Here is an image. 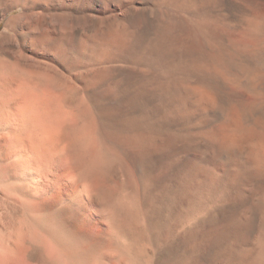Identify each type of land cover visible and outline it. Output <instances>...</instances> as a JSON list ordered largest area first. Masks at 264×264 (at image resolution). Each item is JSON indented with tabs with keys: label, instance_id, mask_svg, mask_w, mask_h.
<instances>
[{
	"label": "bare ground",
	"instance_id": "obj_1",
	"mask_svg": "<svg viewBox=\"0 0 264 264\" xmlns=\"http://www.w3.org/2000/svg\"><path fill=\"white\" fill-rule=\"evenodd\" d=\"M151 1L152 7L151 4H149L150 7H143L142 0H0V24L4 23L0 31V264H20L21 262H23L21 264H151L153 260L157 264L154 257L157 251L152 256L153 253L148 250V246L147 249L146 246L145 249H141L139 253L136 250L138 255H134L127 244L130 233L132 238L135 240L137 238V241L142 239L141 241L144 242L143 239L148 241L155 237L162 245L163 241L167 240L170 242L169 246L166 245L171 250H168L171 252L169 255L177 254L176 252L180 251L179 249L184 245L185 247L194 245L199 248L200 243L198 242L197 245L192 235L190 238L187 237L188 239L184 236L186 241L178 242L180 239L177 241V238H173L175 235L173 236L171 229L174 228L169 229L170 226H168L169 228L166 229L163 224L165 228L161 227L159 224L161 222L157 219L151 220L150 226L146 225L145 215L140 209L143 204L140 205L127 194L123 195L118 184L111 188L106 182L107 166L109 168L113 162L109 156L110 149L104 146L101 149L96 141L93 142L94 133L78 121L82 117L81 111L84 105L93 104L98 107L100 99L104 97H108V101L109 98H113L117 104L122 97L118 93L119 89H125L127 92L130 90L133 73L146 74L147 82L136 88L137 93L131 94L130 100L141 102L144 91L151 94L154 100L160 98L162 103L170 104V108L172 106L171 111L168 112V118L175 127L179 125L182 129L185 128L183 120L185 113L179 108V101L184 97L182 92L185 90L184 85L181 84L182 79L194 84L189 86L192 92L188 90L196 98L197 103L192 101L194 106L202 105L204 109L210 106L211 109L204 110L205 115H208V112L217 105V95L212 85L194 75L190 55V59L184 60L182 66L179 62L181 60H178V66L173 64L174 61L172 63L168 60L169 56L167 57L166 52L147 51L148 48L150 50V47H153L154 43L159 46V42L164 39V34H175L177 30L179 32L180 28L175 22L177 14L180 12L194 14V11L198 13L200 11H197V8L202 3L208 5L211 0ZM257 3L264 6V0H257ZM18 9L20 11L16 12ZM146 10L150 16H160V24L148 23L146 28H141L138 23V14L143 11L146 13ZM226 17L230 26L236 29L239 27L242 17L241 0H229ZM198 25L204 29L203 25ZM258 27L264 33V14ZM141 29L152 31L156 37L147 39L143 48L137 49L138 44H134V41ZM228 38L225 45L228 50H231L229 46L233 47V44ZM237 53L242 52H224L221 59L226 66H232L234 64L229 56L234 57ZM256 58V75H258L264 71V41L260 42ZM257 82L256 98H264V89ZM113 99H111L112 102ZM151 100L150 96L148 101ZM106 103L102 104V107L103 105L106 107ZM193 104L190 102L184 104L185 109H189ZM101 109L100 106V112ZM100 112L99 115L103 113ZM109 112L104 113L108 115ZM99 115L97 114V119ZM225 115L228 121L229 119L238 120V118L235 120L233 116L229 118L227 113ZM113 116L111 119L114 122ZM103 117L102 119L105 120ZM241 117L239 118L242 120ZM255 119L252 118V120ZM135 120L129 122L130 126H133L132 131L142 126L143 129L147 128L144 124L146 122L142 119L143 122ZM255 121L252 124L258 125ZM244 123L246 126L243 125ZM249 124L246 121H243L242 125L237 122L233 123L229 129L226 128L222 145L236 149L242 141L245 143L244 140L252 138L251 134L256 126ZM151 125L147 132L135 133L138 135L136 142L151 145L154 148H166L174 154L181 146H185L189 151L196 144L183 141L179 147V141L172 134V137L164 141L156 136V133L153 134L156 131H153L154 125L152 123ZM213 134L215 133L207 130L202 142L208 145V141L214 137ZM253 144L256 142L254 141ZM258 145V151L251 149L252 152H249L253 155L249 154L254 157L251 164L260 175L261 173L264 175V143H258ZM181 155L173 159L171 155L167 165L184 166L188 156L185 158ZM136 158L139 157L136 156ZM188 159L190 161V158ZM136 160L134 162L138 163ZM238 167L236 171H239ZM196 171L195 167L191 169V173ZM214 172L209 170L207 173L211 181H218L220 177ZM239 172L230 173L233 180L240 177L242 173ZM191 179L192 176L187 179L189 185ZM189 190L191 192L190 187ZM247 211L249 210L241 211L238 213L240 217L236 218L235 214L210 213L204 216V222L208 226L206 233L209 234L205 233L207 238L203 240L212 248V261L216 262L215 264H244L246 257L249 260V255L243 259L249 251L243 253L242 242H244L243 236H246L248 232L253 233V230L246 227V224L242 226L243 223L237 222L248 218L247 215L250 213ZM190 216L192 218L190 214L186 219ZM189 222H185L186 226H188L187 223L190 224ZM190 225L189 227L193 226V224ZM86 226L92 229L93 227L90 226L100 227L103 236L100 233L94 235L86 230L88 229ZM229 229H234V232H230V234L233 233L230 237ZM160 243H157L156 248L160 246L158 245ZM139 246L135 247L138 249ZM152 246L155 245L152 244ZM206 246H204L205 251ZM255 247L256 251L252 250V253L256 254L251 258H255L253 260L256 263L254 261L252 263L251 260L247 262L264 264V223L263 230L261 227V231L257 232ZM202 248H199L200 251L203 250ZM191 249L195 252L193 246ZM143 250L150 252L148 254L146 251V255L144 254L146 258L143 256ZM202 255L204 256L205 253ZM250 255L254 253L250 252ZM200 258H202L201 254L192 256L187 264H201ZM209 258L211 259V257L207 259ZM172 259L165 263L174 264L176 259Z\"/></svg>",
	"mask_w": 264,
	"mask_h": 264
},
{
	"label": "rangeland",
	"instance_id": "obj_2",
	"mask_svg": "<svg viewBox=\"0 0 264 264\" xmlns=\"http://www.w3.org/2000/svg\"><path fill=\"white\" fill-rule=\"evenodd\" d=\"M142 2H143V7H148V6L150 7L149 4H151V7L153 6V3L151 0H142ZM228 2L229 0H217V1L211 0L210 3H208V5L207 3H202V5L199 6V8H197V11H200L198 13L194 11V14H188V13L184 14V12H182L181 14L180 12L179 14L176 15V18H175L176 20L175 22L178 25V28H180L179 32L177 30V32H174L175 34L173 33L168 34V35L164 34L163 36L164 39L159 42L160 44L159 46L154 43L155 46L154 45L153 47L151 46L150 50H148L149 48L147 49V51H151V52H166L167 57L169 56L168 60L172 61V63L174 61L173 64H177L178 66H179V62H181L180 65L182 66V62L184 60L190 59V56H191L190 60H191L192 65L194 66V72H195V74L194 72L193 74L195 76H198V78L205 80V82H208L210 85H212V88L217 95V105H215L214 109L208 112V115H205L203 112L206 108L211 109L210 106L205 107L204 109V106L197 105L196 98L192 96V93H191L192 91L189 89V86L190 85L192 86L194 84H191V81L189 82V80L187 81L186 79H182L183 82L181 84L184 85L185 90L182 92L184 93V97L179 101L180 103L179 108L181 109L182 112L185 113V116L183 119L185 122V126H184L185 128L182 129V126H179V125L175 127L173 122L172 121L170 122L168 118V115H169L168 112H170L172 109V106L171 108L169 107L170 104H167L166 102L162 103L160 98H158V100L157 99L154 100L152 98V95L145 91H144V97L141 99V102L137 103V102H133L130 100L129 96L131 94L137 93L136 88L145 85V83L147 82L145 81L146 74L133 73L132 74V86L130 87V90L127 92V90L125 89L123 90L119 89L118 91L119 95L122 96L119 101L120 103L116 100L118 102L116 104L113 98H109V101H108V97H104L102 98V100L100 99L98 103V107H95L93 104L86 105V106L84 105L81 111L82 117L79 118L78 120L82 126L83 125L86 126L87 130H90V132L94 133L93 142L96 141V144L100 148L104 146L110 149L111 153H109V156L111 160H113V162L109 168L107 166L108 177H107L106 182L109 186H111V188L112 186L118 184L120 187V190H122L123 195L127 194V196L129 197L131 196V199H134L140 205L143 204L142 206H140V209L142 210V213L145 215L146 225L148 224L150 226V223L152 222L151 220L157 219V221L161 222L159 223L161 227L166 226V229H167L169 228L168 226H170L169 229L174 228V229H171L173 231V236L175 235L173 238H177V241L180 239L178 242L183 241V240L186 241L185 238L188 239L193 236L195 243H197V245L200 243V246L198 245V247L199 248L203 247L202 248L203 250L200 251L201 249L197 248L194 245H191L195 248V252L197 250L201 252L200 253L199 251H197V253H195L194 249H191V246L185 247L186 245L183 244L184 247L183 246L181 247V243H180V247L183 250L180 248L179 249L180 251L176 252L177 254L169 255L171 254L170 252L171 250L168 247L170 245V242H168L167 240L163 241L162 243L163 246L161 245L160 241L158 242L157 238L155 237H153L151 240H148V241L146 239H143L145 240L144 242L141 241L142 239L140 240L138 239V241L140 242L139 243L137 241V238L136 240L132 238V233H130L128 237V239L130 240L127 239V244H129L128 246L131 247V250L133 251L134 255L135 254L138 255L141 249H145L144 248L145 246H146V249L149 247L148 250L151 253H153V255L152 254L150 255L154 256L155 254L154 252L157 251L156 253L158 255L156 254L157 256L156 255L154 256L156 257L155 259L157 260V264L158 263L167 264L165 262L172 258H173L172 260L176 259L177 263L175 261L174 262L172 261L174 264L175 263L176 264L178 263L187 264V261L191 260L192 256H196L198 254H201V257L203 258V259L200 258L201 264H211L213 262L212 261L213 260L212 248L208 246V244H205V241L203 240L204 238H207V235L209 234L208 232L206 233V231H208V229H206L208 228V226L205 224L206 222H204L205 220L204 216L210 213L211 214H235V218H236L237 216L240 217V214L238 213H240L243 210H249L247 212L250 214L247 215L248 218L246 220L237 221V222H239L240 224L243 223L241 224L242 226L246 224L245 225L246 227H249L251 230H253V233L248 232L246 236L245 235L243 236L244 237L243 238L244 242H242L243 253L244 252L247 253L249 251V254L247 253L243 257V259H245V257L249 255V260H248V257H246L245 263L246 264L251 263V262H247V260L248 261L251 260L252 263L253 261L256 263V261L253 260L255 258H251L252 256H255L256 253L253 252L254 255H250V252L251 254H253L252 250L256 251L255 249L256 248L255 247L256 246V235H257V232L261 231V227L263 230L264 175H262L263 173H261L260 175L254 168V165L251 164L253 163L254 157L250 156L249 153L252 152L251 149L253 150L255 149L254 151H258L259 149L258 143H264V128H263L264 127V98H256V91H255L257 81H258L257 82L258 85L264 89V71H262L261 74L256 75V59H257L256 52H258L260 42L264 41V33L263 31L261 32L258 27V23L261 20L262 14H264V6H260L259 3H257V0H241L242 17L239 23V27L236 29L235 27H232L228 24V19L226 17V14H228ZM19 11L20 9L16 10V12H19ZM138 15H139L138 23L141 26V28L143 27L146 28L148 26L147 25L148 23H150L151 25L155 23L160 24L159 23L160 16L158 15L150 16L147 10H146V13L145 11H143V12H140ZM198 24L203 25L204 29H202ZM3 26H4V23L0 24V31H2ZM222 32H224L225 34ZM153 37H156V35L152 34V31L148 32L147 29H141V31L136 36V40L134 41V44H138L136 47L137 49L143 48V45L147 43L146 40L151 39ZM226 37L227 38L229 37L228 39L230 40L231 44H233L232 46L234 48L229 46L231 50H228L226 48V45H227ZM177 38L180 39L179 44H178ZM224 52H242V53L241 54L237 53V55H234V57L229 56L231 57L230 59L234 65L226 66L222 60ZM215 58L219 60L217 61ZM178 60H181V61L178 62ZM179 71L181 72L182 70L180 69ZM154 75H155V72H154ZM226 86H227V89H226ZM188 90H190L191 92H189ZM150 96L152 100L148 101V99L150 100ZM111 99H113L114 101L112 102ZM122 100H123V103H122ZM192 101L193 103L196 102L195 106L192 103ZM102 102L104 103L107 102L109 105H107L106 103V107H105L104 106L105 104ZM189 102L193 105L189 109H185V105L187 103L189 104ZM102 104H104L103 107H102ZM100 106L102 108L101 112H100ZM158 108H160V110ZM248 109L249 111H247ZM108 110L109 111L111 110V111L109 112ZM238 110L239 111L241 110L243 113L239 112ZM245 111L247 112V114ZM99 112L100 113L109 112V113L108 115L107 113H104V114L102 113L103 115L102 114L99 115ZM94 113H97L99 115L98 119L96 117L97 114H94ZM112 113L114 116L112 115ZM225 113L229 115V118L234 117L235 120H237V118L238 120L237 121H234V120L231 121L232 119L231 120L229 119V121L226 120ZM105 114L107 115V117ZM132 114L133 115L135 114L133 118H132L133 116ZM112 116L114 118L115 123L111 119ZM129 116H131L132 119L128 118ZM139 116L140 118L143 116L144 119L143 118L141 119L144 122H146L144 124L147 128L143 129V126H142L141 128L133 129L132 131L133 126H130L129 122L132 120L134 121L135 119H136L135 121L141 120ZM102 117L105 118V120L102 119ZM239 117H241L242 120ZM252 118L253 119L256 118L257 120L256 119H255L256 121L252 120ZM78 121L77 122L74 121V123H78ZM104 121H105V124H103ZM147 121L149 123H147ZM243 121L244 122L246 121L247 123H250L251 125H255L254 123L252 124L253 121H255V123L258 122V125L257 123L255 125L256 128L255 126L253 127L255 128V131H253L251 134L252 135L251 137L253 138V140L252 138H250L248 140H244L245 143L242 141L243 143L241 142V144H238V147L236 149L226 148L225 146H223L222 145L223 134L227 131V129H229L230 126L233 125V123L238 122V124L242 125ZM225 122H227L226 124H228L229 126L226 125ZM151 123L154 125L153 131H156L153 134L156 133L155 135L159 136L164 141L172 137V135H174L177 138V141H179V147L182 145L183 141L184 143L186 141L188 142L191 141L196 144L193 145V147H191L192 151L190 149L188 151V149L186 150L185 146L184 147L181 146L179 149L177 148L178 150L176 149L175 154H174L172 152H169V149H166V148L165 149L154 148L151 145H142V143L136 142L137 140L136 137L138 135L135 133L136 132H143V133L147 132L148 130H150L149 125H151ZM245 124L246 123H244L243 125ZM207 130H211L213 133H215L213 134L214 137L212 138V140L210 139L211 141H208V145L205 144V142H202V138H204V135L206 134ZM172 131H176V132H172ZM167 136L169 137L167 138ZM132 140L133 142H131ZM249 140L250 142H248ZM254 141L256 142V144H253ZM246 145L247 146L250 145V147H247ZM170 154L173 155L171 157L172 159L173 157L177 158V155L179 156L181 154H184L181 156L183 157L185 156V158H187L188 156V158H190V161L188 158L187 159L184 158L185 159L184 166L167 165L168 159H171ZM225 154L226 155L228 154L229 156L228 155L226 156ZM251 155L253 154L251 153ZM136 156L139 158H136ZM135 159H137L136 161H138V163L140 162L141 164L134 162ZM250 159H251V162H249ZM189 163L192 164V167H191V164ZM181 167L184 170L181 169ZM193 167H195L197 171L195 173H193L194 172L193 171L192 172L193 174H192L191 169ZM237 167L239 168L240 172L238 170L236 171ZM209 170H214L215 171L214 173L219 175L220 179L218 181L217 180L211 181L208 175ZM234 172L242 173L239 175L240 177L235 179L236 181L232 179V176L230 174ZM228 173L230 175H228ZM191 176H192V179H191L190 185L191 184L192 185L190 186L188 184L187 179ZM159 178L161 179L159 180ZM155 180H158V181H155ZM256 185H259V186H256ZM189 187L191 189V192L189 190ZM258 199L259 200L261 199V200L259 201ZM190 214H192V218L190 216L186 219V217L189 216ZM167 219H170V220H167ZM189 220H191V222H189ZM185 222H189L191 225L193 224V226H191L188 223H187L188 226H186ZM170 223H172V225ZM180 224H182L181 225L182 227L180 226ZM204 224L206 225V227ZM173 225H175V227ZM183 225L185 226L183 227ZM189 225L191 227H189ZM86 227L88 228L86 230H89L94 235H97L96 233H100V235L103 236V233L101 232V228H100L101 226L100 227L90 226V227H93V229L89 228V226H86ZM185 227L186 228L188 227L187 228L188 230L184 229ZM179 228H182V229H179ZM194 228L199 233H197L194 230ZM181 230H183V232ZM233 230L234 229L232 230L229 229L228 231L229 237L232 236L233 233L230 234V232ZM177 231H179V233H177ZM205 233L207 235H205ZM202 234H204L203 235L204 237L200 236ZM184 236L186 237L184 238ZM196 238L200 241L196 240ZM157 243H160L158 244L160 246H157L156 248ZM152 244L155 246L153 247ZM135 246L136 247L139 246V248L137 249ZM204 246H206L205 247L206 251L204 250ZM248 249H250L251 251ZM136 250L138 253L135 252ZM148 250H143V256L146 253V251L147 253L149 252ZM192 250H193V254L195 253L194 255L192 254ZM204 253L206 256L202 255ZM146 257L144 256V258ZM208 257H211V259L210 258L207 259ZM144 258H143V261L145 260ZM243 259L241 260L244 263ZM153 262H155L156 264L155 260H153ZM153 262L151 261V264H153ZM215 263L216 262H213L212 264H215Z\"/></svg>",
	"mask_w": 264,
	"mask_h": 264
}]
</instances>
